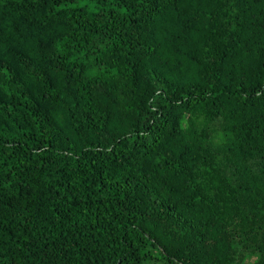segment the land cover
Masks as SVG:
<instances>
[{"label": "trees", "instance_id": "obj_1", "mask_svg": "<svg viewBox=\"0 0 264 264\" xmlns=\"http://www.w3.org/2000/svg\"><path fill=\"white\" fill-rule=\"evenodd\" d=\"M0 264H264V0H0Z\"/></svg>", "mask_w": 264, "mask_h": 264}]
</instances>
